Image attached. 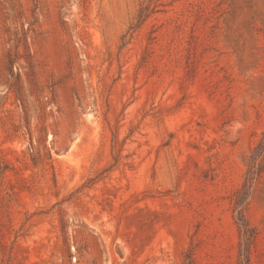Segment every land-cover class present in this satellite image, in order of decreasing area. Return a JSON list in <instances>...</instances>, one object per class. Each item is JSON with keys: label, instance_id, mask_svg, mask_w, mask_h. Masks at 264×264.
<instances>
[{"label": "rangeland", "instance_id": "1", "mask_svg": "<svg viewBox=\"0 0 264 264\" xmlns=\"http://www.w3.org/2000/svg\"><path fill=\"white\" fill-rule=\"evenodd\" d=\"M263 140L264 0H0V264H264Z\"/></svg>", "mask_w": 264, "mask_h": 264}, {"label": "trees", "instance_id": "2", "mask_svg": "<svg viewBox=\"0 0 264 264\" xmlns=\"http://www.w3.org/2000/svg\"><path fill=\"white\" fill-rule=\"evenodd\" d=\"M263 142H264V140H263ZM263 142L261 141L260 144L258 145L257 149H256L257 156L261 155L262 153L264 154V143ZM253 175H255V173L252 170L249 171V176H250L249 177V181L252 180ZM243 196H245V193H242V190L237 192V203H236L237 207L245 199V197H243ZM238 221L240 223V226L242 227L243 235L246 237L247 241H250V239L252 238V234L248 230L247 225L245 224V222L243 220V215H242V211L241 210L238 211ZM244 244H245V246H247V242L244 243Z\"/></svg>", "mask_w": 264, "mask_h": 264}]
</instances>
